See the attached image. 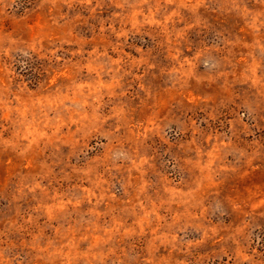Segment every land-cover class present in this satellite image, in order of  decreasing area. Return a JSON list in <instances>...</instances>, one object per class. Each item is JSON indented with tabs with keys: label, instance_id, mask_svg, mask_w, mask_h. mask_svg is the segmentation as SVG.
<instances>
[{
	"label": "rangeland",
	"instance_id": "obj_1",
	"mask_svg": "<svg viewBox=\"0 0 264 264\" xmlns=\"http://www.w3.org/2000/svg\"><path fill=\"white\" fill-rule=\"evenodd\" d=\"M0 264H264V0H0Z\"/></svg>",
	"mask_w": 264,
	"mask_h": 264
}]
</instances>
